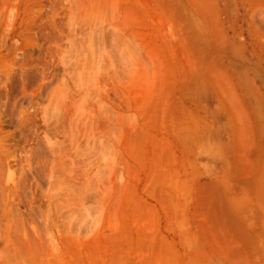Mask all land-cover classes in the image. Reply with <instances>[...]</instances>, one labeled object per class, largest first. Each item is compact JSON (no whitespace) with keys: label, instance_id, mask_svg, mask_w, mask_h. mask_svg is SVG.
Here are the masks:
<instances>
[{"label":"rangeland","instance_id":"obj_1","mask_svg":"<svg viewBox=\"0 0 264 264\" xmlns=\"http://www.w3.org/2000/svg\"><path fill=\"white\" fill-rule=\"evenodd\" d=\"M0 264H264V0H0Z\"/></svg>","mask_w":264,"mask_h":264}]
</instances>
